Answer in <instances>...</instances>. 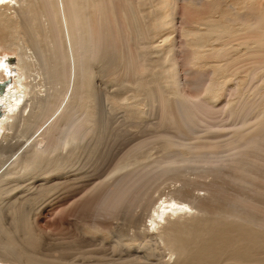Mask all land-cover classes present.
Here are the masks:
<instances>
[{
	"label": "bare ground",
	"instance_id": "1",
	"mask_svg": "<svg viewBox=\"0 0 264 264\" xmlns=\"http://www.w3.org/2000/svg\"><path fill=\"white\" fill-rule=\"evenodd\" d=\"M144 2L0 0V264H63L59 258L30 255L31 250L25 246L30 241L28 238L24 241L20 231L24 226L21 217L24 214L29 218L39 207V193L58 191L68 185L67 181L56 186L49 183L48 187L43 186L40 190L37 181L42 176L40 171L45 172V166L49 167L46 171L50 173L48 177L64 170V167L69 169L71 161L78 159L80 147L69 149L67 156L59 152L52 156L51 153L78 143L81 139L79 127L83 133L95 132L94 129L98 128L100 131L102 127L91 88L93 62L114 54L118 76L139 87L145 85L146 74L151 70L144 52L148 46L143 44L145 47H140L144 50V57H139L142 54L136 47L143 39L138 40L149 36L150 31L148 22L138 19L139 6ZM248 7H244L248 10L246 16L236 13L234 8L233 11L230 8V14L217 8L216 12L223 10L228 12V16L219 11L222 15L218 13V16L221 15L222 20L220 17L217 21L215 19L208 29L218 43L224 38L238 40L233 33L239 31L243 40L240 44L246 48L243 55L248 65L246 73L254 80L264 76V5ZM235 26L239 30L235 31ZM138 31L142 34L138 35ZM185 31L190 33L191 30ZM9 52L16 54L14 65ZM219 62L217 69L223 66ZM188 97L190 103L196 99V96ZM174 105L180 111L173 123L185 132L186 127L195 122L196 116L191 114V119L182 111L181 98ZM259 107L250 106L247 111L240 108L247 112L246 117L230 133L226 132L227 135L217 134L226 129L210 126L212 136L207 143L176 140L170 141L171 146H162L165 152L172 147H182L187 151L159 166H164L168 172H179L184 167L201 164L203 160L196 152L203 153L218 144L222 148L244 145L255 150L253 156H233L236 165L230 172L232 184L222 188L216 180L203 182L204 195L191 194L180 187L177 191L188 199L170 194V198L167 196L154 209L149 225L139 226V220H134L135 231L132 234L112 230L111 225L97 222L84 223L81 229L97 233L99 236L93 234V238L101 243L108 242L109 234L114 251L126 253L115 264H140L141 260H149L150 264H264V108ZM73 115H76L75 120L69 121ZM170 121L167 117L162 119V123ZM63 127H67L64 135L61 134ZM86 146L81 145V148ZM135 149L127 155L125 163L118 164L114 173L87 190L76 204L85 211L92 209L95 216L116 218L115 213L121 208L132 209L144 203L153 189L149 177L152 173L146 171L147 166L115 180L116 175L144 157L142 147ZM59 161L62 164H58ZM168 172L160 173L163 176ZM88 174L81 168L79 175L82 178L87 179ZM78 181L79 186L85 185V180ZM246 185L254 186L257 190L253 191L259 195L247 192L245 188L242 192L241 188ZM21 201L29 205L24 207L19 203ZM6 211L13 215L14 226H6ZM172 217L178 218L172 220ZM104 232L106 237H103ZM157 255L161 257L151 263V257ZM82 259L85 260V252ZM85 261L78 264L107 263Z\"/></svg>",
	"mask_w": 264,
	"mask_h": 264
},
{
	"label": "rangeland",
	"instance_id": "2",
	"mask_svg": "<svg viewBox=\"0 0 264 264\" xmlns=\"http://www.w3.org/2000/svg\"><path fill=\"white\" fill-rule=\"evenodd\" d=\"M144 1L139 6L138 19L146 20L148 26L150 25V31L148 32L149 36L141 37L138 40L139 42L143 39L140 42L142 45L138 43L135 46L142 54L139 57H144L143 51L145 50L144 52L148 56L146 61L151 67V70L146 74L147 77L144 76L146 77L145 85L139 87L128 79L119 77L117 66L114 65L116 58L114 54L93 62L91 88L96 98L97 115L102 127L100 131L99 128L94 129L95 132L91 130L92 133H83L79 127L81 139L73 145L74 147H66L67 149L63 151H61L63 148L60 147V150L51 153L52 156L58 152L60 155L67 156L72 148L75 149L79 146L78 159L74 162L71 161V169L64 167V170H59L58 175L55 172L52 177H48L50 173L46 172L48 166H45V172L40 171L42 176L37 181L40 190L44 188L43 186L48 187L49 183L51 186H56L67 181L68 185L58 191L39 193V207L31 213L29 218L22 214L24 226L20 231L21 235L25 237L24 241L27 238L30 241L25 244L27 250H31L30 255L36 254L35 257L42 256L51 259L59 258L63 264L85 263V260L90 262L106 261L108 264H115L116 260L126 256V253L114 251L110 245L112 240L109 234L107 243H101L94 239L93 234L99 235L90 230L81 229L84 223H103L111 225L112 230L132 234L135 231L133 226L138 220L139 226L149 225L150 215L154 213V209L167 196L170 198V194L180 199H188L186 195L177 191L180 187L191 194L204 195L206 191L202 183L216 180L219 187L226 188L232 184L229 177L232 168L236 165L233 158L238 157V154L248 157L256 154L255 150L244 145L222 148L218 144L219 146L203 153L196 152L203 162L194 165V167H184L179 172H168L164 166L159 168L164 161L187 152L182 147H172L169 152H165L163 147L171 146L170 141L207 143L212 136L209 131L210 126H220L221 129L223 128L222 130L226 129L223 133L218 132L217 134L227 135L233 127L243 122L242 120L247 114L245 110L247 111L250 106L259 105V109L264 108V76L260 75L252 80L246 73L248 65L244 62L243 57L246 48L240 44L243 40L240 38L239 31L231 32L236 35L234 38L238 40H234L233 37L224 38L218 43L217 39L212 36L211 30L208 29H211L214 23L212 21L215 19L217 21L220 17L219 19L222 20L221 13L228 16L235 5L236 13L244 15L248 14V10L244 9L245 6L252 8L260 3L264 5V0ZM225 5L228 6V10ZM231 5L234 6L231 8ZM219 7L229 13H224L223 10H219L221 13L216 12L220 9ZM218 13L221 15L218 16ZM234 28L235 31L239 30L237 26ZM138 29H141L140 26ZM185 30L191 31L184 33ZM192 31L196 32L193 34L197 37L191 33ZM140 34L142 33L138 31V35ZM189 34L192 35H190L191 41L190 38H187ZM202 38L204 39L202 40ZM143 44L148 47L146 48ZM141 46L145 49L140 48ZM8 54L13 59L14 65L17 61L16 54L11 52ZM219 60L223 64L221 69L216 68L220 64ZM242 63H245L244 67H241ZM19 71L17 70V72ZM188 96H196L193 103L188 101ZM180 98L182 111L190 117L191 114L196 116L195 122L186 127L185 132L176 128L173 123V119L180 111L174 103H177ZM258 101L261 103L259 104ZM240 108L245 110H240ZM234 113L237 118L239 117L238 119ZM164 117L171 121L162 123ZM75 118L76 115H73L69 121H73ZM208 125L209 127H207ZM66 131L67 127H63L61 134L64 135ZM83 140H86L87 144ZM221 141L220 139L219 142ZM81 145L82 147L87 146L82 149ZM137 147H142L144 157L137 160L134 163L136 165L130 164L126 171L116 175L115 180H120L127 173L133 174L136 172L135 170H143L147 166L146 171L157 175L155 178L149 175L153 189L151 195H147V201L145 199L144 203L138 207H132V209L121 208L115 213L116 218L107 216L108 219L95 216L92 209L88 208L85 211L76 204L87 190L98 184L100 180L107 178L111 172L114 173L118 164L125 163L127 155L131 150L135 151ZM203 155L205 156L203 157ZM58 164H62V162L59 161ZM66 165L68 164L66 163ZM81 168L89 172L87 179L79 175ZM165 171L168 173L162 176L160 172ZM63 172L67 174H63ZM77 179L81 182L85 180V185L79 186L80 183H76ZM109 186L112 187V185ZM243 188L247 192L259 195L253 191V189H257L252 185L242 187L241 191L245 192ZM7 198L6 200L9 202V197ZM19 203H23L24 207L29 205L23 201ZM77 206L80 208L78 209ZM92 208L94 207L92 206ZM5 215L6 226H12V224L14 226L13 215L8 211ZM174 218L178 217L171 219ZM106 235L104 232L103 237ZM84 252L85 260L82 259ZM165 253L169 258L168 252ZM160 257L159 255L151 257V263ZM147 261L149 260H141L140 264H150Z\"/></svg>",
	"mask_w": 264,
	"mask_h": 264
}]
</instances>
